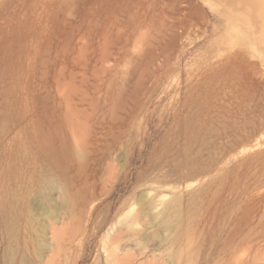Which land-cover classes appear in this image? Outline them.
<instances>
[{
	"label": "rangeland",
	"instance_id": "1",
	"mask_svg": "<svg viewBox=\"0 0 264 264\" xmlns=\"http://www.w3.org/2000/svg\"><path fill=\"white\" fill-rule=\"evenodd\" d=\"M134 213L135 264H264V0H0V264Z\"/></svg>",
	"mask_w": 264,
	"mask_h": 264
},
{
	"label": "bare ground",
	"instance_id": "2",
	"mask_svg": "<svg viewBox=\"0 0 264 264\" xmlns=\"http://www.w3.org/2000/svg\"><path fill=\"white\" fill-rule=\"evenodd\" d=\"M43 1V0H42ZM165 0H159V2H162ZM47 2V1H46ZM43 5V4H41ZM45 5V3H44ZM174 32V31H173ZM176 34H180L183 33V31H176L174 32ZM162 203V202H161ZM156 206V205H154ZM130 217L127 218V220L122 221L121 222V226H117V229H114V225H112L113 232H110L108 235H105L104 237V241H103V251L98 252L97 256L100 257V255L104 256L105 254V260H106V264H135V259H134V254L133 253H128L127 256H121V252L123 251V249H125L126 247L124 246V240L128 237V231L132 230V229H137V226L140 224H143V222H141V218L142 216L137 213V214H132L129 215ZM120 223V222H119ZM118 224V223H116ZM116 226V225H115ZM83 236V235H82ZM77 236V238L79 239V243H82V239L83 238ZM146 249H148V247H146ZM144 252V251H142ZM151 259L152 261H155V259H159L160 260V256L156 253H153L151 255ZM150 264V263H148ZM158 264H160L158 262Z\"/></svg>",
	"mask_w": 264,
	"mask_h": 264
}]
</instances>
